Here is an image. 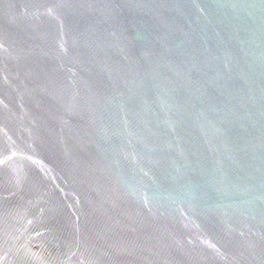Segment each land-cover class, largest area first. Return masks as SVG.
<instances>
[{"label": "water", "instance_id": "1", "mask_svg": "<svg viewBox=\"0 0 264 264\" xmlns=\"http://www.w3.org/2000/svg\"><path fill=\"white\" fill-rule=\"evenodd\" d=\"M0 264H264V0H0Z\"/></svg>", "mask_w": 264, "mask_h": 264}]
</instances>
